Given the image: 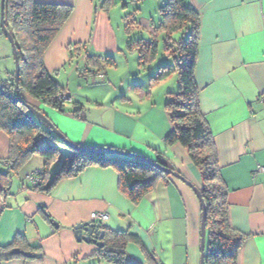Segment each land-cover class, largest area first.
Returning a JSON list of instances; mask_svg holds the SVG:
<instances>
[{"label":"crops","instance_id":"crops-1","mask_svg":"<svg viewBox=\"0 0 264 264\" xmlns=\"http://www.w3.org/2000/svg\"><path fill=\"white\" fill-rule=\"evenodd\" d=\"M104 1L35 0L72 7L43 58L45 70L64 89L70 105L61 113L25 94L23 99L71 143L90 150H121L150 161L160 158L199 190V172L184 148L165 144L172 125L164 106L177 90L175 74L166 79L174 75V87L169 85L164 94L157 95L158 100L149 99L150 94L139 87L135 101L122 97L123 109L116 105L117 98L105 108H85L76 96H70L73 72L66 74L68 46L79 44L91 57L113 59L129 43L149 39L160 20L158 9L166 0H109L108 5ZM186 2L199 17L194 79L227 189L229 223L247 236L238 264H264V0ZM127 15L136 24L130 35L125 30ZM164 66L171 68L172 62L162 60L144 70L142 84L147 79L151 82ZM136 74L129 73L134 83ZM74 102L83 106L82 118L71 115ZM8 147V138L0 132V174L7 171ZM34 156L18 172L14 189L11 177V195L4 201L0 190V247L22 235L31 248L40 249L34 255L41 258L0 259V264H102L95 255L98 246L78 242L73 232V227L89 223L90 214L96 212L108 215L100 229L127 231L139 239V245L126 246L127 264H200L201 205L183 181L159 180L132 205L121 194L114 169L92 166L75 178L60 180L49 193H41L29 189L28 176L43 167Z\"/></svg>","mask_w":264,"mask_h":264},{"label":"trees","instance_id":"trees-1","mask_svg":"<svg viewBox=\"0 0 264 264\" xmlns=\"http://www.w3.org/2000/svg\"><path fill=\"white\" fill-rule=\"evenodd\" d=\"M108 2L109 0H105L104 5H108ZM71 12L70 6L40 4L35 0H5L4 4L5 27L18 54V86L21 95L25 94L61 113L66 112L65 102L57 100L56 96L64 94V89L45 70L43 58ZM158 15L160 20L152 27L149 39L129 43L128 48L136 50L138 66L144 68L156 58L159 41H163V50L173 61V66H164L151 82H162L172 74L176 75L177 90L169 96L164 106L172 125V131L166 136L165 144L181 145L200 175L202 186L199 192L205 208L204 264H238V255L247 236L235 231L229 223L227 189L220 176L210 130L200 111L199 90L194 79L199 17L187 5L186 0H166L158 9ZM134 28V17L127 15L126 34L130 35ZM67 50L69 63L74 58H84L89 67L93 65L97 69L95 76L104 71L103 65H113L111 58L101 61L102 58L89 56L79 44H71ZM86 72L91 73L90 69ZM83 111L81 104L72 103V116L82 118ZM0 132L9 142L5 160L7 171L0 174L2 201L11 195V175L18 174L22 166L34 155L42 158L43 167L34 173L38 182L31 184L29 189L41 193H49L62 179L75 178L85 169L97 166L114 169L118 175L121 194L132 205H137L152 191L157 181L166 182L172 177L157 166L133 157L136 154L125 151L122 152L133 156L71 151V154L61 160L54 175L49 177L50 166L59 157L57 145L64 144L18 101L14 73L8 83L0 82ZM104 150L121 151H91ZM154 162L171 170L160 158ZM100 231L103 237L100 242L102 246L98 247L95 253L97 258L109 264H127L126 246L129 243L139 245V239L127 231H112L105 227H101ZM39 250L31 248L24 236L17 235L9 246L0 247V259H31L30 256Z\"/></svg>","mask_w":264,"mask_h":264},{"label":"rangeland","instance_id":"rangeland-1","mask_svg":"<svg viewBox=\"0 0 264 264\" xmlns=\"http://www.w3.org/2000/svg\"><path fill=\"white\" fill-rule=\"evenodd\" d=\"M159 42L160 43L156 58L152 62L148 63L144 68L138 66L136 50L129 49L125 46L123 51L119 53L120 55L117 57L115 56V58L112 59L113 65H103L104 71H101L100 74H104L102 79L103 81L99 80L97 76H95L97 72L95 66L92 65L91 67H89L84 58H74L72 62L66 65L68 68L66 74H68L69 72H73L72 78L69 79V87H71L70 96H76V98H78V100L85 108H98L100 107V105H102L103 107L110 106L115 102V98H117L119 101L116 102V105L120 106L118 108L123 109L124 107L119 105V103L122 101V97H128L130 99L132 98V101H135V95L138 93L137 91L140 89L139 87H141L148 92V95L150 94L149 99L152 100L156 98V100H158L157 95L160 96V94H164L167 91V87L169 85L173 83L174 87V75L172 77L173 79H169V81L165 80L163 82L153 83L150 82L149 79H147L145 84H142V79H140V77L143 76L142 74L144 70L150 69L152 66L162 60L168 61L169 64L172 62L173 66V61L167 57L163 50V41L160 39ZM103 59L105 58H102L101 61H103ZM138 68L140 69V71ZM87 69H90L91 73L86 72ZM14 70L15 63L13 58V51L9 41L6 39L5 35L2 34L0 36V82L8 83V80L11 79V75L14 73ZM135 71L137 73L136 76L138 75V80L134 83L133 79L130 78L129 73H133ZM60 74L64 76L63 71H60ZM149 82L150 84H148ZM135 86H137L138 89L135 88ZM69 105L70 104L68 102H65V107H69ZM57 147L59 149V157L58 160L52 163V165L50 166L51 177L56 172L61 160L66 157L64 152L67 151V153L71 154V151H69V149H67L66 147L62 145H57ZM33 158H37L39 161H41V163L43 162L39 156H34ZM13 176L14 179L12 178V182H14V189V187L16 186L15 181L18 180L19 177L17 176V174L11 175V177ZM101 262L102 264H109L105 261Z\"/></svg>","mask_w":264,"mask_h":264},{"label":"water","instance_id":"water-1","mask_svg":"<svg viewBox=\"0 0 264 264\" xmlns=\"http://www.w3.org/2000/svg\"><path fill=\"white\" fill-rule=\"evenodd\" d=\"M4 4L5 0H0V31L3 35H5L6 39L9 41L12 51H13V58H14V63H15V70H14V81H15V89H16V95L18 98V101L25 105L29 113L35 117L38 121L42 122L45 124L49 130L58 138V140L64 144L67 148H69L72 151L76 152H81V153H86V154H97V153H109V154H116V155H127V156H133L129 153H124L122 151H109V150H104V151H91V150H85L83 148H80L79 146L71 143L68 141L58 130L57 128L49 122L47 118H45L40 112H38L36 109H34L32 106L26 104L24 102L22 95L20 93V89L18 86V77H19V60H18V54L16 51V47L14 44V41L8 32L7 28L5 27V21H4ZM133 157H136L138 160L145 162L150 165L157 166L159 169H161L164 173L169 174L170 176L177 178L181 181H183L185 184L189 186V188L194 192L195 196L200 202L201 205V210H202V216H201V225H200V264H204V249H205V208H204V203L202 201L200 192L197 188H195L192 184L189 182L185 181L177 172L168 170L166 168H163L159 165H157L154 161L147 160L141 156L134 155ZM54 226L57 227V224L54 223ZM73 232L76 237V240L78 242H85L89 243L91 242L92 244L101 247V240L103 237V233L100 231V225L99 224H94L92 222L89 223H84V224H78L75 227H73ZM34 259H39L41 258V255H33L30 256Z\"/></svg>","mask_w":264,"mask_h":264},{"label":"built area","instance_id":"built-area-1","mask_svg":"<svg viewBox=\"0 0 264 264\" xmlns=\"http://www.w3.org/2000/svg\"><path fill=\"white\" fill-rule=\"evenodd\" d=\"M0 34H1V32H0ZM97 78L99 80H102L103 75H99V76H97ZM56 99L63 101V102H67L70 100V98L68 96H66L65 94H58L56 96ZM261 170L264 171V167H262ZM28 181L30 182V184H36L38 182V180L35 179L34 174H32L31 176H28ZM107 220H108V215L106 213L96 212V213L90 214V222H92L94 224L102 225V224L106 223Z\"/></svg>","mask_w":264,"mask_h":264},{"label":"clouds","instance_id":"clouds-1","mask_svg":"<svg viewBox=\"0 0 264 264\" xmlns=\"http://www.w3.org/2000/svg\"><path fill=\"white\" fill-rule=\"evenodd\" d=\"M1 32V31H0ZM2 34V33H1Z\"/></svg>","mask_w":264,"mask_h":264}]
</instances>
